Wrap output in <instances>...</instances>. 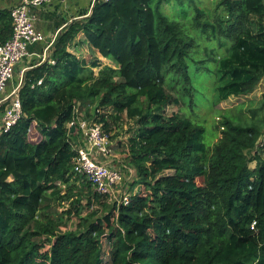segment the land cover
Here are the masks:
<instances>
[{"label": "trees", "instance_id": "trees-1", "mask_svg": "<svg viewBox=\"0 0 264 264\" xmlns=\"http://www.w3.org/2000/svg\"><path fill=\"white\" fill-rule=\"evenodd\" d=\"M173 1L178 19L162 11ZM199 1L97 0L60 30L55 63L25 73L24 115L0 136V264H264V96L224 115L209 145L205 125L167 113L180 98L166 87L172 75L169 86L188 91L183 82L208 61L217 64L216 103L254 87L264 76V0ZM189 28L227 53L196 59ZM12 30L0 9V43ZM80 34L111 62L74 51ZM99 97L115 119L136 124L126 156L147 192L127 205L74 170L76 102L110 132L107 115L91 110ZM73 180L82 192L61 211ZM74 217L79 225L64 229Z\"/></svg>", "mask_w": 264, "mask_h": 264}, {"label": "rangeland", "instance_id": "rangeland-1", "mask_svg": "<svg viewBox=\"0 0 264 264\" xmlns=\"http://www.w3.org/2000/svg\"><path fill=\"white\" fill-rule=\"evenodd\" d=\"M92 0H74L72 3L73 8H79L80 11H76L72 14L71 18H74L81 11H87L90 8V3ZM217 0H200L197 5L204 7L206 9H213ZM189 4V0H184V6ZM77 8V9H78ZM182 6L178 5L176 1L165 4L162 7V11L167 14L170 18L178 19L181 13ZM193 12V9H191ZM39 15V14H38ZM41 18L51 19L50 28L54 29L56 26H61L64 22V18H59L55 14H43ZM181 21L185 22L186 19ZM189 33L194 35L196 42L199 46L196 48L194 57L198 60L207 58L209 53H213V56H222L227 52L220 46V39L208 40L205 35H200L195 33L191 28H189ZM84 37L82 34H80ZM79 37V36H78ZM80 39V38H79ZM82 39V38H81ZM40 44L36 43L35 46ZM229 45V44H228ZM31 49V45L28 46V51ZM90 53L87 54V58H91ZM198 69H195V74L192 75V82H183V86H188V91H182V87H170L171 76L168 75V84H166L167 89L173 92L176 96L180 98L179 105H171L167 108V113L172 114L179 112L180 114L190 117L195 121H198L205 125V141L210 145H213L221 134L220 121L224 115L227 113H237L236 107L239 105H245L246 107H258L262 103L264 96V76H262L259 82L252 87L249 91L241 95H232L228 99L222 100L218 103L215 101V89L216 86V75L214 73L216 69V62L208 61L203 64L200 63ZM210 68L212 71H208ZM184 93V95H183ZM93 111H99L105 113L111 123L110 127V139L111 145V164L117 168H120L124 174V181L122 184L123 192L127 193H137L141 189H145L143 183H139L137 179L136 169L128 163L127 153H128V139L130 135L133 134V129L135 128L134 120L129 119L125 114H123L120 119H115V111L111 107H106V105L101 104V97L97 100L96 104L91 108ZM86 114V113H85ZM80 135V134H79ZM78 145V140L75 139ZM264 142V137L261 144ZM256 162H252L251 167L255 166ZM132 171V172H131ZM83 183L81 180H73L71 183V188L68 185H63L62 194L64 196L63 204L60 206V210L63 211L69 207L72 200L78 199L79 194L82 192ZM113 202L112 200H110ZM83 203H86L85 198L82 199ZM80 220L74 217L64 226V229H75L79 225ZM107 248V247H106Z\"/></svg>", "mask_w": 264, "mask_h": 264}, {"label": "built area", "instance_id": "built-area-1", "mask_svg": "<svg viewBox=\"0 0 264 264\" xmlns=\"http://www.w3.org/2000/svg\"><path fill=\"white\" fill-rule=\"evenodd\" d=\"M10 1L13 2L5 3L0 0V9L10 11L13 28L11 36L0 43V136L16 125L24 115L20 97L24 76L20 77L16 86L11 89L8 87L15 78L17 64L28 55L29 45L45 43L44 49L51 50L60 32L57 31L49 39V36L36 26L37 16L34 9L44 7L52 0ZM93 5L94 0L91 1L90 7L92 8ZM50 62L54 64L55 60L50 59ZM42 82V78L38 80V84ZM73 124L83 142L77 145L78 154L74 159L75 172L85 175L100 193L108 195L109 200L114 203L129 204L132 193L123 192V171L111 164L112 142L109 132L102 123L85 117L80 102H76L74 116L68 126L71 127Z\"/></svg>", "mask_w": 264, "mask_h": 264}, {"label": "crops", "instance_id": "crops-1", "mask_svg": "<svg viewBox=\"0 0 264 264\" xmlns=\"http://www.w3.org/2000/svg\"><path fill=\"white\" fill-rule=\"evenodd\" d=\"M74 0H68V1H60V0H52V2L48 3L44 7H41L39 9H34V13L37 16L36 26L39 30L46 33L49 37V39L52 38V36L57 33V31L62 30L68 23H70L73 19H81L84 16H75L74 18H71L72 14L76 11H80L78 8H73L72 3ZM5 3H12L13 1L10 0H3ZM55 14L59 18H64L65 22L61 26H56L54 29L50 28L51 26V19L46 18L43 19L41 16L44 14ZM39 14V15H38ZM80 38V39H79ZM82 38V39H81ZM84 37L79 35L77 40H75L74 45H72V49L79 54H82L88 61H90L87 58V54L90 53L93 57H98L102 59L105 63L111 62V60L102 57L98 52H95L92 50L91 46L87 43H82ZM79 43V44H78ZM36 44V43H35ZM35 44L31 45V49L29 50L28 55L16 66V74L15 78L10 82L9 89L11 87H14L17 85L18 81L20 80V77L25 76V73L29 70L33 69L34 67L38 65H42L43 63L49 61L50 62V52L51 50L44 49L45 43H38L40 45L35 46ZM51 63V62H50ZM52 64V63H51ZM77 133V132H76ZM77 140L78 142H81V136L77 133Z\"/></svg>", "mask_w": 264, "mask_h": 264}, {"label": "water", "instance_id": "water-1", "mask_svg": "<svg viewBox=\"0 0 264 264\" xmlns=\"http://www.w3.org/2000/svg\"><path fill=\"white\" fill-rule=\"evenodd\" d=\"M97 0H94V3L96 2ZM75 130V125L73 124L72 126H71V132H73Z\"/></svg>", "mask_w": 264, "mask_h": 264}]
</instances>
